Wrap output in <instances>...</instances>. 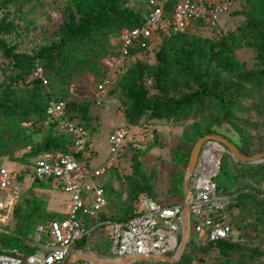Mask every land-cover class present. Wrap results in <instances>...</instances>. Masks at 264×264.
Masks as SVG:
<instances>
[{"label": "rangeland", "instance_id": "1", "mask_svg": "<svg viewBox=\"0 0 264 264\" xmlns=\"http://www.w3.org/2000/svg\"><path fill=\"white\" fill-rule=\"evenodd\" d=\"M128 6L134 11H140L145 16L148 0H131ZM249 9L247 0H234L231 10L222 17L218 29L210 31L193 28L191 31L205 39L218 42L226 38L227 35L236 33L238 28L246 23L244 16H237L235 13ZM72 11H74L73 0H32L23 8L22 13L15 9L14 3H12L10 7L0 12V21L6 18L7 21L13 22L15 31L10 35L2 33L0 39L15 52L33 56L41 47L57 41L59 29L63 23L68 21ZM119 42L120 36H114L106 50L108 52L118 50ZM79 46L74 44L72 49L77 50ZM72 54L75 55V51H72ZM235 55L244 64V68L252 70L258 67L254 49L244 46L236 49ZM140 59L148 63L154 62L153 55L146 53L119 65L115 76L107 87L102 106H97L93 102L96 85L99 83V79L104 77L102 60L99 61L98 69L90 67L80 69L77 65L76 76L67 88L64 86L63 78L55 74L51 68L47 67V71L44 67L48 86L55 96H64L63 93H68L67 90L74 86L77 92L75 99L79 102L86 100L91 103L90 121L86 123V130L89 132L90 145L95 152L92 159L93 165L100 166L109 158L108 138L114 128L124 125L130 130L126 153L119 158L113 171L101 179V182L105 184L107 199L104 214L114 220L124 219L134 209L136 198L140 195V193L136 195V185L133 184L137 180L133 173L132 158L134 155L140 157L141 169L145 172L151 185L150 193L162 204H174L183 200L185 195L184 179L187 167L183 165L182 157L194 148L200 136L208 134L229 139L237 145L238 151L239 148L248 150L246 156L249 157L264 152V115L257 110L258 102L256 104L245 103V108L237 114L239 119L249 121L247 125L242 122L225 123L222 120L221 110L215 103H206L204 107L195 109L194 114L183 121H159L145 117L132 124L127 118L131 102L123 95L121 79L126 69ZM31 79V71L27 75L24 68L5 56L4 50L0 46V97L8 87L18 90L32 88ZM147 87L150 89L151 102L162 99L151 88L150 81L147 82ZM20 121L21 118H17L10 126L6 118H0V165L9 162L19 164L18 167L28 165L31 152L54 134L47 128L25 127L24 122ZM54 132L57 135L62 133ZM29 147H32L30 152ZM239 153L245 156L240 151ZM256 164L258 163H243L236 160L232 154L224 157V169H227L229 165L232 169L225 181V188L221 192L229 199L231 207L235 205L237 196L244 192L256 193L264 199V183L259 182L254 172L241 174L236 169L245 170L247 165ZM69 199L70 196L67 193L53 187H36L25 193L20 202L18 212L20 217L17 215L12 220L5 217L0 218V236H3L0 237L2 249L17 248L21 250V247H17L18 243L8 241L4 237L17 236L22 230L25 233L22 239L29 243L28 240H30L35 226L46 222L49 216H62L66 212ZM37 206L39 207L38 213L29 216L30 211ZM233 209L237 213L234 242L244 248L246 255H249L250 251L255 248L264 252V215L259 221L256 212L258 208L249 203L242 208L234 206ZM178 227L180 228L179 224ZM181 231L180 228L176 233L180 235ZM104 232L102 240L97 244L90 243L88 245L85 255L96 259L110 257L108 231L104 230ZM82 246V241L77 242L73 253ZM197 247L201 249L202 244L197 242ZM34 250L36 249L34 248ZM190 251L193 252L191 249ZM191 259L193 264H236L237 262L236 260L227 261L213 248L202 253L194 252ZM248 264H264V256L249 260Z\"/></svg>", "mask_w": 264, "mask_h": 264}, {"label": "trees", "instance_id": "2", "mask_svg": "<svg viewBox=\"0 0 264 264\" xmlns=\"http://www.w3.org/2000/svg\"><path fill=\"white\" fill-rule=\"evenodd\" d=\"M130 1L73 0L74 11L70 13L68 21L61 25L57 41L48 46L41 47L33 56L15 52L0 39V46L4 50L5 56L24 68L27 75L31 71L33 84L32 88L26 90L8 87L3 91L0 97V118H6L10 126L14 124L17 118H21L20 122L24 123L33 122L34 124H38L45 121L47 119L46 112L49 101L55 94L52 93L48 85L46 86L42 81L33 78L37 63L43 68H51L55 74L63 78L66 88L76 76L77 65L80 69L86 67L98 69L99 61H103L108 54L116 51L108 52L106 50L110 40L116 35L121 36L124 29L140 27L144 23V16L141 12L134 11L128 6ZM247 1L250 9L235 13L237 16H244L246 23L239 27L236 33L229 34L218 42L205 39L196 35L195 32L189 31L185 34L165 39L155 49L132 51V56L135 58L146 53L154 57L153 63H148L142 59L136 60V62L126 69L121 79L123 95L131 102L127 118L132 124L145 117H148L150 120L159 121H183L194 114L195 109L204 107L206 103H215L219 106L222 120L225 123L242 122L247 125L249 121H243L237 117V114L245 108L244 106L247 102H253L254 104L258 102L260 106L257 104V110L264 115V0ZM31 2L32 0L0 1V12L14 3V8L22 13L23 8ZM14 31L15 24L13 22L7 21L6 18L0 21V35L2 33L10 35ZM74 44L80 45L77 50L72 49ZM244 46L255 50L258 61L256 69L248 70L244 68V64L237 59L235 55L236 49ZM72 51H75L76 54L73 55ZM102 74L104 77L107 75V69L104 66ZM45 76L47 78L46 71ZM104 77L99 79V82ZM149 81L151 88L162 97L161 100L156 102L150 101V89L147 87V82ZM63 94L64 96L60 95L56 97L65 98L68 93ZM67 109L69 119L78 121L86 129V123L90 121L91 103L86 100L83 102L71 100L68 103ZM48 131H53V136L48 137L39 147H36L31 152V159L45 152H66L72 147L73 140L71 136L62 133L55 134L54 131L58 130L54 125ZM202 137L200 136L199 138L201 139ZM229 141L232 142L231 140ZM29 148L31 151L32 147ZM239 151L245 156L248 152V150L240 148ZM191 153L192 150L182 157V163L186 167L188 166ZM227 155H231L230 152L224 157ZM132 160L133 173L137 179L133 182L136 185V195L147 193L162 204L150 193L151 185L145 172L141 169L140 157L134 155ZM223 161L224 158L221 162L220 173L216 179L220 195H224L221 190H224L225 181L232 169L230 165L227 169H224ZM236 169L241 174L243 172H254L259 182L264 183V162L252 166L247 165L245 170ZM33 183V186L21 195L13 212L12 219L18 215L20 202L25 193L36 187H48L47 184L38 181H34ZM102 184L105 189V184ZM140 195L136 198V204ZM184 199L185 195L183 200L174 204L181 203ZM247 203L258 208L256 211L258 215L257 219L259 221L262 220V216L264 215V199L260 198L256 193H240L236 198L235 205H232L231 208L234 206L242 208ZM174 204L162 205L168 206ZM38 209L39 207L37 206L30 211L29 216L36 215ZM135 211L136 205L122 220L110 219L103 211L98 222L108 220L116 222L128 221L135 215ZM236 216L237 214H233L230 217L234 234L236 231ZM18 217L20 216L18 215ZM64 218H66L64 214L62 216L52 215L47 218L46 222L37 224L30 240H28L29 243H26L22 239L25 235L22 230L19 231L17 236L4 238L18 243L17 247H21V251L34 253L35 250L32 248L31 243L34 240L37 228L41 225L46 226L51 220ZM89 223L90 221H88ZM104 230L102 226L98 231L93 232L90 238H84L82 240L83 246L79 249L85 250L86 253L90 243L97 244L98 241L102 240L105 234ZM233 236L217 243L204 245L201 249H199L200 247L193 248L189 246L182 259L173 264H193L191 257L194 252L200 251L202 253L209 248L217 250L227 261L236 260V264H248L249 260L264 256V252H261L258 248L252 249L249 255H246L244 248L234 242ZM110 258L101 260H110Z\"/></svg>", "mask_w": 264, "mask_h": 264}, {"label": "built area", "instance_id": "3", "mask_svg": "<svg viewBox=\"0 0 264 264\" xmlns=\"http://www.w3.org/2000/svg\"><path fill=\"white\" fill-rule=\"evenodd\" d=\"M233 1L148 0L143 25L124 29L118 50L103 60L107 75L96 85L93 93L95 105H103L107 87L117 67L126 60L135 59L133 50L155 49L165 39L185 34L193 28L214 31L220 27L222 17L231 10ZM33 78L48 85L44 68L39 63ZM76 96L74 86L68 89L65 98L53 95L45 121L24 123L25 127L37 129H50L54 125L58 131L72 137V147L68 151L42 153L32 158L28 165L18 167L19 164L9 162L0 167V218L12 220L21 195L33 186L34 181L62 190L70 196L63 213L66 218L51 220L46 226L37 228L31 243L36 249L34 253L6 250L0 246V264H66L73 255H85L83 249L73 253L74 247L102 226L110 238V261L122 262L141 257L146 259L127 264H167L162 257L176 258L184 241L187 200L190 201L191 235L186 250L189 246L196 248L197 242L204 246L233 236L230 217L237 213L231 208L229 199L218 193L216 182L222 159L229 150L216 140L207 141L201 147L196 168L189 180L191 198L185 196L183 202L166 206L143 193L138 198L135 215L128 221L98 222L107 206L101 179L126 153L130 130L124 125L114 128L108 138L109 158L100 166L93 165L95 152L89 144L88 131L78 121L68 117V103L76 100ZM178 224L182 230L180 235L176 233L180 229ZM80 263L92 264L82 260L75 262Z\"/></svg>", "mask_w": 264, "mask_h": 264}, {"label": "water", "instance_id": "4", "mask_svg": "<svg viewBox=\"0 0 264 264\" xmlns=\"http://www.w3.org/2000/svg\"><path fill=\"white\" fill-rule=\"evenodd\" d=\"M219 141L220 143H222L228 150L229 152L235 157L236 160H239L241 162L244 163H259V162H263L264 161V152L260 153L256 156H243L239 153L237 147L235 144H233L232 142H230L228 139L224 138V137H220V136H215V135H207L202 137L201 139L198 140V142L195 144L194 148L192 149V153L189 159V163L187 166V172H186V176L184 179V193L186 197L191 198V191L189 188V180L191 178V175L193 174L196 165H197V161L199 158V154H200V150L201 147L204 145L205 142L207 141ZM190 201L187 200L186 205H185V209H184V214L186 217V223L184 226V241L183 244L181 245L180 248V252L178 253L176 258H168V257H162L163 261L168 262V263H175L178 262L186 248L188 245V241L191 235V224H190ZM146 258H141V257H137V258H129V259H125L122 262L119 261H110V260H101V259H96L94 257L88 256V255H73L69 261L66 264H75V262L77 260H82L85 262H89L92 264H127L129 262H133V261H141L144 260Z\"/></svg>", "mask_w": 264, "mask_h": 264}, {"label": "bare ground", "instance_id": "5", "mask_svg": "<svg viewBox=\"0 0 264 264\" xmlns=\"http://www.w3.org/2000/svg\"><path fill=\"white\" fill-rule=\"evenodd\" d=\"M222 152V151H221ZM212 155H213V151H212Z\"/></svg>", "mask_w": 264, "mask_h": 264}]
</instances>
